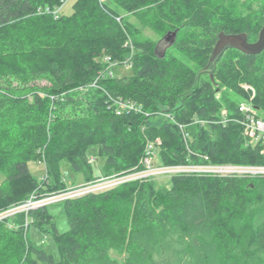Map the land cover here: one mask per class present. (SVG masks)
Here are the masks:
<instances>
[{
    "label": "trees",
    "instance_id": "1",
    "mask_svg": "<svg viewBox=\"0 0 264 264\" xmlns=\"http://www.w3.org/2000/svg\"><path fill=\"white\" fill-rule=\"evenodd\" d=\"M66 1L0 0V211L77 177L131 173L156 139L161 165L264 166V147L234 121L246 102L264 121V52L226 48L210 62L220 33L255 42L264 10L239 0H75L64 14ZM132 17L160 38L176 32L170 48L157 53ZM105 55L130 58L132 75L110 76ZM30 162L44 165L41 179ZM165 178L55 203L64 232L51 205L31 210L27 229L22 215L1 221L0 264H264V177ZM30 229L50 235L56 256Z\"/></svg>",
    "mask_w": 264,
    "mask_h": 264
},
{
    "label": "built area",
    "instance_id": "2",
    "mask_svg": "<svg viewBox=\"0 0 264 264\" xmlns=\"http://www.w3.org/2000/svg\"><path fill=\"white\" fill-rule=\"evenodd\" d=\"M107 1V0H100ZM126 45H131L128 41ZM102 61L107 64L109 75H112L111 69L113 66L119 65L111 61L108 55L103 56ZM121 66L130 68V58L126 59ZM95 85V83L93 84ZM245 90L248 87H244ZM124 108H129V104H121ZM240 118L235 119L238 123L244 136L251 144L260 143L264 147V121L256 115V110L249 103H240L238 106ZM226 122L223 120V123ZM161 141H149L146 144L144 156L140 159L138 169L131 173L120 175L102 177L93 182L84 184L76 189H70L58 194L40 196L31 195L28 200L18 205L14 210H10L8 214H3L4 219L9 217L15 212L28 214L31 210L46 207L63 200L78 197L87 193L100 192L116 187L118 185L134 181V180H149L158 177H171V176H218V177H264V166H251V165H233V164H208V163H188V164H174V165H161L157 161V152ZM206 160V158L204 159ZM155 161V162H154ZM9 215V216H8Z\"/></svg>",
    "mask_w": 264,
    "mask_h": 264
},
{
    "label": "rangeland",
    "instance_id": "3",
    "mask_svg": "<svg viewBox=\"0 0 264 264\" xmlns=\"http://www.w3.org/2000/svg\"><path fill=\"white\" fill-rule=\"evenodd\" d=\"M75 0H67L64 5L62 6L61 9V13L64 14H68L71 12L72 10V4ZM239 4L241 5V8H243L246 11H262L264 10V6L262 4V2L260 0H239ZM132 22H134L138 28H140V30L142 31V33L149 37L150 39L154 40L157 43V47H156V51L157 53H163L165 50L170 48V45L172 44L171 39L170 38H160L159 36H157L156 34H154L152 31H150L147 28L142 27L138 22H136L135 18H131L130 19ZM112 75L114 77H125V76H130L132 75L133 71L131 68H125L124 66L121 65H117V66H113L111 69ZM254 97V91H251V98ZM248 103V102H246ZM250 104V103H249ZM155 162V161H154ZM103 165V158L98 157L97 161L95 163H93V172L94 175L98 176L101 175L102 170L101 167ZM28 167L31 171V173L38 179H41L42 176L44 175L45 172V167L42 163H35V162H30L28 163ZM62 171L65 172L66 174V178L70 181H73V179L75 178V176L71 175L68 172V165L66 163H62ZM5 179V176L3 173L0 172V184L3 182V180ZM76 181V185L70 189H76L80 186H83L84 183L81 181V178L77 177V179H75ZM156 182L158 183V186L161 187L163 184L168 183V179L165 177H158L156 178ZM70 189H66L70 190ZM64 192V191H63ZM61 193V192H60ZM37 195V194H35ZM53 195V194H51ZM28 200V199H27ZM18 205H13L10 206L2 211H0V222L1 221H12L16 216L18 215H22L25 219V223L24 226L26 227V229L28 228V224H26V220H27V215L28 214H22V213H18L15 212L16 214H13L9 217H6V219L2 218L3 214H8L10 210H14L15 208H17ZM15 211V210H14ZM49 211L54 215L55 217V223L57 226V229L59 232H64L65 230H67V223L63 214V211L61 209V205L59 204H55V205H51L49 207ZM29 222V221H28ZM13 224V223H12ZM30 236L32 237V240H34V242L38 243V245L41 246H45L46 249L48 251H50V253H52L54 256H56V249L55 246L51 240L50 235H41L36 233L35 231H33L32 229H30L29 231ZM111 257L116 259V260H121L122 257H120L118 254H116L115 252H111Z\"/></svg>",
    "mask_w": 264,
    "mask_h": 264
},
{
    "label": "water",
    "instance_id": "4",
    "mask_svg": "<svg viewBox=\"0 0 264 264\" xmlns=\"http://www.w3.org/2000/svg\"><path fill=\"white\" fill-rule=\"evenodd\" d=\"M170 36L174 38L176 36V32L172 33V35H168L166 38L168 39L170 38ZM226 48H233L248 55H259L264 52V22L258 34L257 40L253 43L248 42V38L244 33H220L218 35V40L214 46L210 62L215 60L216 57H218Z\"/></svg>",
    "mask_w": 264,
    "mask_h": 264
}]
</instances>
